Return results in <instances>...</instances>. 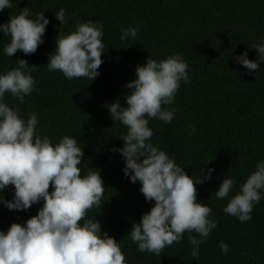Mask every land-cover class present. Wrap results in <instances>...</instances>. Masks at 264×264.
<instances>
[{"label":"trees","instance_id":"16d2710c","mask_svg":"<svg viewBox=\"0 0 264 264\" xmlns=\"http://www.w3.org/2000/svg\"><path fill=\"white\" fill-rule=\"evenodd\" d=\"M13 8L0 13V24L10 15L28 7L34 18L44 12L50 21L37 51L25 56L19 50L12 56L3 54L9 40L0 33V72L17 66V59L27 60L37 82L33 93L24 103L5 96V103L18 107L27 119L38 116L37 133L58 143L65 135L77 139L84 152L81 174L99 170L105 192L100 209L87 211L86 219L101 223L102 230L121 242L126 264H264V199L255 205L252 220L240 223L226 215L227 200H218L214 192L226 175L235 177L239 185L264 159V62L249 74L233 63V57L247 51L248 59L259 62L256 50L248 49L264 40V0H12ZM65 9L67 24L61 29L68 34L77 23L98 21L104 30L105 53L93 81L86 78L67 80L59 71L44 67L48 55L55 50L59 21L54 12ZM141 25L135 39L120 40V29ZM180 54L189 65L190 82H181L174 103L177 109L170 124L152 119L151 142L164 150L185 173L197 177L201 169H214L212 179L200 185L197 202L208 205L217 222L199 248L198 259L190 255L192 245L187 233L179 243L165 247L159 255L140 253L127 233L132 223L150 211L154 202H147L123 174L125 164L113 147H123L119 139L126 128L111 119L108 105L119 100L127 107L125 96L131 91L124 86L134 80L137 65L148 57L160 60L171 53ZM196 134L189 136L188 125ZM52 191L51 184L49 192ZM0 195L5 200L13 196V186ZM41 204L27 211L8 210L0 205V231L12 223H23L35 216ZM199 239L198 234L192 233ZM230 247L223 254L219 243ZM243 253V254H242Z\"/></svg>","mask_w":264,"mask_h":264},{"label":"clouds","instance_id":"9594fccd","mask_svg":"<svg viewBox=\"0 0 264 264\" xmlns=\"http://www.w3.org/2000/svg\"><path fill=\"white\" fill-rule=\"evenodd\" d=\"M6 8H13L12 0H0V13ZM54 18L60 27L55 50L44 67L49 72H61L67 80H95L105 53L103 26L87 20L64 34L61 29L68 22L65 9L55 11ZM49 23L44 12L33 18L28 7L10 15L7 23L0 24V33L9 38L3 54L12 57L18 50L25 56L34 54L44 43ZM140 27L121 28L120 40L135 39ZM248 49L257 51L259 62L249 60L244 51L233 57V63L253 74L264 62V40ZM16 64L0 72V193L13 186L12 198L5 200L0 195V205L16 211H27L41 202L42 206L23 225L12 223L7 231H0V264H126L121 242L103 231L99 221L85 218L94 206L100 209L105 187L99 170L88 169L81 174L84 152L77 139L65 135L54 144L48 136L37 133L36 113L25 119L18 107L5 103L6 94L24 103L37 86L32 76L37 67L24 59H17ZM188 70L187 62L175 52L160 60L148 57L144 65H137L136 78L124 86L131 90L125 96L127 107L119 100L107 107L111 119L126 128L119 137L123 147L110 151L122 157L124 176L133 184L139 182L145 200L154 202L139 223H132L127 235L138 252L159 255L165 247L181 242L187 233L190 255L198 259L200 245L217 228V222L212 209L197 202L194 185L211 180L214 169L207 168L205 173L203 168L199 176L189 177L174 158L154 146L149 127L152 119L165 124L173 121L177 109L168 106L174 103L181 82H190ZM188 129L189 136L196 134L193 124ZM236 185V178L226 175L214 194L218 200H227L223 212L243 224L252 220L254 206L264 199V159L255 164V170L230 197ZM193 232L199 239L191 235ZM219 248L223 254L230 251L223 241Z\"/></svg>","mask_w":264,"mask_h":264}]
</instances>
